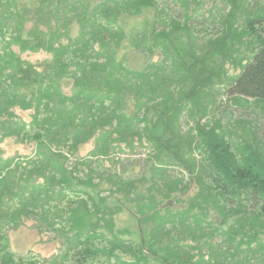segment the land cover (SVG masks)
<instances>
[{
  "label": "trees",
  "instance_id": "trees-1",
  "mask_svg": "<svg viewBox=\"0 0 264 264\" xmlns=\"http://www.w3.org/2000/svg\"><path fill=\"white\" fill-rule=\"evenodd\" d=\"M215 1L220 29L204 40L191 27L204 0H0V143L34 149L0 157V264H24L9 233L26 222L59 240L63 264H189L177 219L200 225L235 190L264 235V151L235 150L203 122L226 63L239 68L227 94L264 101V0ZM137 148L148 155L134 177L117 166ZM193 179L198 204L172 211ZM123 213L134 227L119 226Z\"/></svg>",
  "mask_w": 264,
  "mask_h": 264
},
{
  "label": "rangeland",
  "instance_id": "rangeland-1",
  "mask_svg": "<svg viewBox=\"0 0 264 264\" xmlns=\"http://www.w3.org/2000/svg\"><path fill=\"white\" fill-rule=\"evenodd\" d=\"M192 7L202 14V19L191 23V27L196 34L207 40L209 36L217 33L220 29L216 19L220 4L215 0H204L202 8L194 3ZM209 13L213 14L214 18ZM13 50L18 52L15 47ZM20 55L22 59L31 63L49 58V55L44 52H24ZM156 59L158 56L155 55L153 60ZM223 68L224 73L215 79L214 86L207 89L210 95L206 99L203 122L219 126L235 150H244L248 145H257L263 152L264 101L227 94L228 82L238 74L239 68L231 63H226ZM17 114L25 121L30 119L29 112L17 111ZM193 125V119L185 116L182 118V131L192 128ZM92 147L91 140L80 148L79 155L86 156ZM33 151L32 144L16 143L13 139H6L0 143V157L2 158L29 156ZM147 155V149L137 148L134 151H127L119 157L117 167L119 170L124 167L134 177L139 176L145 169ZM180 173L184 174L182 171ZM198 188V180L193 179L189 189L179 197V201L170 205L172 211L183 212L190 205L198 204V201H195ZM213 195L216 194L213 193ZM219 205L223 206V209H216ZM256 206L253 198L244 192L240 193L235 190L232 195L225 194V199H220L217 205H211L200 225H197L194 218H191L189 221H183L184 230L179 223V217L175 223V230L171 232L175 240L181 241V257L186 261L189 260V264H264V235L259 231ZM192 212V215L198 214L196 207ZM129 218L126 213L121 214L119 226L134 227ZM169 228H171L170 225ZM252 230L258 233V237L254 236ZM184 237L187 238L183 241ZM9 241L10 250L17 258L20 257L24 264H28V262L63 264L58 259L62 250L59 240L53 234L37 233L31 222H26L20 229L11 231ZM149 262L150 264H160L153 259H150Z\"/></svg>",
  "mask_w": 264,
  "mask_h": 264
}]
</instances>
